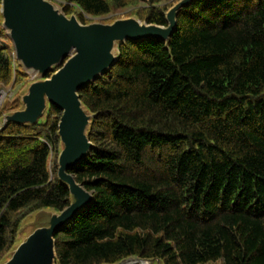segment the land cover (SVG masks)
<instances>
[{
    "label": "trees",
    "instance_id": "16d2710c",
    "mask_svg": "<svg viewBox=\"0 0 264 264\" xmlns=\"http://www.w3.org/2000/svg\"><path fill=\"white\" fill-rule=\"evenodd\" d=\"M52 1L84 24L132 8L168 26L173 6ZM177 21L169 41L120 42L116 64L80 90L94 148L69 172L94 199L57 231V264H264V0H193ZM31 82L0 46L1 87ZM22 96L0 106V264L28 217L73 201L59 177L63 111L2 124Z\"/></svg>",
    "mask_w": 264,
    "mask_h": 264
},
{
    "label": "water",
    "instance_id": "95a60500",
    "mask_svg": "<svg viewBox=\"0 0 264 264\" xmlns=\"http://www.w3.org/2000/svg\"><path fill=\"white\" fill-rule=\"evenodd\" d=\"M192 1L180 0L171 7L167 13L169 25L164 26L136 17L84 24L76 15L67 16L50 0H3L4 28L14 44L16 58L26 71L41 79L33 81L23 96L24 109L6 114L2 124H36L49 104L63 111L59 123L63 144L59 177L69 186L73 201L61 212L45 210L53 212L49 223L37 226L25 239L19 238L16 249L2 264H57V231L94 199L93 192L69 172L94 148L88 135L93 115L86 110L80 90L116 64L120 42L151 38L169 41L178 25L179 10ZM150 263L131 257L118 264Z\"/></svg>",
    "mask_w": 264,
    "mask_h": 264
},
{
    "label": "rangeland",
    "instance_id": "374dc122",
    "mask_svg": "<svg viewBox=\"0 0 264 264\" xmlns=\"http://www.w3.org/2000/svg\"><path fill=\"white\" fill-rule=\"evenodd\" d=\"M180 0H173L170 1V4L176 5ZM172 6V7H173ZM133 11L132 8H128V9H124L122 11L116 12L115 14H110L107 16H103V17H96L93 18V22H103V23H111L110 21L112 20H117V19H122V18H129L132 17L131 16V12ZM87 18H90L89 16H87ZM0 46H5L7 48H9L10 50L14 51V44L12 42V40L10 39V36L8 34V31L6 30L5 33H3L0 36ZM29 74L31 75V81H38L39 79H41L40 76L35 75L34 73L29 71ZM31 82V83H32ZM30 83V84H31ZM29 85H27L26 87L21 88L20 86L17 88H13V87H7V88H2L0 85V100H2V102L0 101V106H3V104L8 101V100H14L16 99L19 94L22 93V95L24 96L29 88ZM22 96V98H23ZM48 209H46L47 211ZM44 210V212L42 213H36L30 217H28L23 225L22 228L20 229L19 232V238L20 240L25 239L37 226L43 225V224H48L49 221L51 220V216L53 214V212H46ZM11 255V254H10ZM9 255V256H10Z\"/></svg>",
    "mask_w": 264,
    "mask_h": 264
},
{
    "label": "built area",
    "instance_id": "2783aa9c",
    "mask_svg": "<svg viewBox=\"0 0 264 264\" xmlns=\"http://www.w3.org/2000/svg\"><path fill=\"white\" fill-rule=\"evenodd\" d=\"M2 102V100H0Z\"/></svg>",
    "mask_w": 264,
    "mask_h": 264
}]
</instances>
